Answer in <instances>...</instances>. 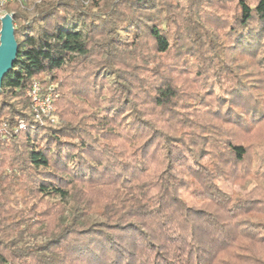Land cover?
I'll return each mask as SVG.
<instances>
[{"label":"trees","instance_id":"16d2710c","mask_svg":"<svg viewBox=\"0 0 264 264\" xmlns=\"http://www.w3.org/2000/svg\"><path fill=\"white\" fill-rule=\"evenodd\" d=\"M90 2L87 8L84 0H14L0 7L1 16L2 10L15 3L10 12L19 49L0 92V264H264L263 256L252 251L257 256L252 259L245 247L244 253L233 249L230 254L233 224L222 223L205 209H192L184 196L220 201L216 179L226 174L227 166L245 158L246 146L225 142L214 168L209 167L201 160L204 149L197 152L200 134L167 133L136 103L143 90L153 108L175 113L179 95L166 75L153 83L140 76L143 72L159 76L161 71L159 66H142L144 48L158 57L169 54L174 45L179 47L178 40L189 39L195 49L202 50L206 45L213 48L217 37L191 18L195 15L191 6L175 10L159 0ZM235 9L230 22L233 48L254 50L264 26V0L253 5L238 0ZM171 21L185 23L187 28L180 29L177 41L167 30ZM93 56L97 67L113 78L112 90L119 92L100 117L103 133L114 132L119 116L132 113L128 132L122 136L133 142L150 131L144 148L161 137L166 150L162 173L167 178L164 186H154V194H149V184L138 182L129 188L125 184L97 207L84 185L105 182L102 175L94 176L102 163V152L98 154L95 146L98 138L89 140L75 127H40L27 95L35 79L57 82L56 72ZM21 121L26 127L17 130ZM176 147L181 148L180 160L174 158ZM146 153L137 159L141 171L147 168ZM229 159L231 164H227ZM41 197L57 199L55 230L41 218ZM172 205L179 213L169 209ZM238 207L232 218L237 219ZM245 227H251L245 237L257 236L258 243L264 244V236L254 234L261 227L259 222L251 221Z\"/></svg>","mask_w":264,"mask_h":264},{"label":"rangeland","instance_id":"374dc122","mask_svg":"<svg viewBox=\"0 0 264 264\" xmlns=\"http://www.w3.org/2000/svg\"><path fill=\"white\" fill-rule=\"evenodd\" d=\"M237 1L159 0L167 2L168 7L174 6L175 10L182 9V6L187 9L193 7L195 15H191V18L202 22L206 29L212 32L211 35L217 37L214 39L217 43L212 45L213 48L206 45L204 49L197 50L189 39L178 40L180 29H187L185 23L171 21L167 30L173 41L178 40L179 47L174 45L169 54L158 57H154L149 48H144L145 60L141 61L142 66L149 69L159 66L161 71L159 76L157 74L150 76L148 72H143L140 76L146 78L149 83L156 80L161 82L164 75L172 80L179 93L173 106L175 113H169L163 108H153L150 98L143 90H139L136 103L140 110L151 114L157 126L167 133L180 135L193 131L200 134L202 143L197 147V152L204 149L205 155L201 160L209 167L214 168L218 153L223 150L225 142L231 140L246 146L245 158L238 164L227 166L226 174L216 179L222 192L220 201L216 199L210 201L206 198L200 201L199 196L188 194L184 196L192 209H205L216 214L222 223L227 221L233 224L231 225L233 241L228 245L231 248L230 254L233 249H237L235 251L238 253H244L245 247L247 253L253 255L250 258L254 259L255 253L264 257V244L258 243L260 240L257 236L249 238L244 235L251 230V227L246 229L245 226L255 221L259 222L261 227L254 231V234L264 236V26L260 32L258 47L254 50L239 51L233 48L235 45L230 34V22L236 11ZM247 1L252 5L257 2ZM84 4L88 8L91 2L84 0ZM13 8L15 3L2 10L1 15L11 13L10 10ZM186 12L189 15L191 13L190 10L184 11ZM19 23L20 21L16 22ZM96 61L97 57L93 56L67 70L56 72L57 82L42 78L35 80L42 82L45 91L53 84L55 92L58 93L51 117H45L43 122H38L40 127L48 125L75 127L89 140L98 138L95 146L98 147V154L102 152L100 154L102 163L97 167L94 176L102 175L105 182L84 185L93 200L97 201V207L125 184L128 188L138 182L141 185L149 184L151 187L149 194H154L157 192L154 186H164L167 178L162 173L166 167L163 161L166 150L163 148L164 142L161 137L152 140L149 146L144 148L149 136L152 135L150 131L145 138L142 136L133 142L122 136L128 132L127 124L131 122L129 116H132V113L119 116L114 132L103 133L105 128L101 126L103 128L101 129L99 126L100 117L107 113L105 110L107 104H114L113 100H109L113 97L117 99L119 92L112 90L113 78L107 77V71L97 67ZM111 114L110 112L108 115L110 119ZM103 136L107 138H102ZM180 149L176 147L175 159L180 160ZM144 150L147 152L145 156L147 168L141 171L137 159L144 154ZM104 152L108 156H104ZM231 163L229 159L227 164ZM41 198H43L39 205L41 218L55 230L58 226V215L54 213L57 209L55 206L57 199ZM238 204L241 206L238 207ZM235 207L240 208L237 219L231 217L236 210ZM169 209L179 213L174 205L169 206ZM246 210L250 212L245 213ZM250 258L240 259L242 262H250ZM252 262L255 264V261Z\"/></svg>","mask_w":264,"mask_h":264},{"label":"water","instance_id":"95a60500","mask_svg":"<svg viewBox=\"0 0 264 264\" xmlns=\"http://www.w3.org/2000/svg\"><path fill=\"white\" fill-rule=\"evenodd\" d=\"M18 51L14 17L7 12L0 16V92L3 78L13 68Z\"/></svg>","mask_w":264,"mask_h":264},{"label":"built area","instance_id":"2783aa9c","mask_svg":"<svg viewBox=\"0 0 264 264\" xmlns=\"http://www.w3.org/2000/svg\"><path fill=\"white\" fill-rule=\"evenodd\" d=\"M11 1L14 0H0V7ZM43 89L42 82L40 80H34L27 91V95L31 101V109L34 114V119L37 122H43L45 117H51V113L54 109V102L58 97V93L55 92L53 84H51L46 91ZM25 127L26 123L21 121L17 130L24 129Z\"/></svg>","mask_w":264,"mask_h":264}]
</instances>
